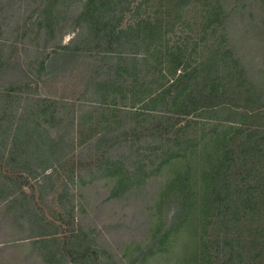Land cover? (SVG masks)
<instances>
[{
    "label": "rangeland",
    "instance_id": "rangeland-1",
    "mask_svg": "<svg viewBox=\"0 0 264 264\" xmlns=\"http://www.w3.org/2000/svg\"><path fill=\"white\" fill-rule=\"evenodd\" d=\"M222 1L0 0V264H264V107L205 87L264 97V0Z\"/></svg>",
    "mask_w": 264,
    "mask_h": 264
},
{
    "label": "trees",
    "instance_id": "trees-1",
    "mask_svg": "<svg viewBox=\"0 0 264 264\" xmlns=\"http://www.w3.org/2000/svg\"><path fill=\"white\" fill-rule=\"evenodd\" d=\"M162 1V0H161ZM168 2L172 5V8L178 12V14L180 13H183L184 10L189 7L190 5L194 6V7H200L201 8V12L203 13V16L208 18L209 20L212 19V18H218L221 14H224L225 16H228L230 15L228 10L225 9L224 7V4H223V1L222 0H168ZM169 11V10H168ZM123 47H117V50H123L122 49ZM148 55H146V57H144V62L143 64L147 63V60L151 59V50L150 49H146L145 50ZM115 52H117L115 50ZM120 57H126L127 55H125L124 53L120 54L118 53ZM135 55V53L133 54ZM132 55V60H135L137 59L138 56H133ZM127 57H131V56H127ZM21 71L23 72L24 76L25 77H21V79L18 80V78L15 80V85H22V80L23 79H26L27 77V74L26 72L21 68ZM191 69L188 71L186 77H189L191 75H193V73L191 72ZM123 75V72L118 73V76H122ZM15 79V78H14ZM218 80L221 79V78H217ZM107 84L108 87H106L105 91L107 92L109 89L115 87L114 85V82L112 79H107ZM136 85H137V81H135ZM210 83V84H209ZM214 83V85H213ZM183 86V85H182ZM208 86L211 88L212 87V90H214V88H216L217 92H221L223 89L226 88V91L227 92H231L232 94H237L239 97H242L245 93V96L246 98H249L251 100V102L255 103V102H259V104L261 105V108L262 109L264 107V97H260L254 93H249V91L247 89H244V87L246 86L245 83L241 82L239 83V81H226L225 83L221 84L220 82L218 83L216 80H209V81H205V87L207 89ZM215 86V87H214ZM122 87V86H121ZM199 85L196 87V90L198 91L199 89ZM249 88V87H248ZM166 91V89H163V87H161L160 89L159 88H156L155 90H151L149 91V93H147L145 96H144V99H150V98H153L157 93L159 94L160 92H164ZM86 94H88L86 92ZM210 95V94H209ZM238 97V98H239ZM191 99L193 100H197V97H192ZM241 100H245L244 98H240ZM91 103L92 100H90ZM98 104H112L114 106H116V103H107V102H103V101H99V102H96ZM122 106H125V105H122ZM133 106V105H132ZM230 123V124H229ZM233 123L232 122H228V125H232ZM253 133H249V134H246L244 136V139L243 141L241 142V146H243L244 148L246 147H252V145L254 144V140H253ZM264 137L260 136L259 137V149L257 150V153H255V156L257 158H259V163L262 164V167L259 168L260 171H264V147L262 148V146L264 145ZM47 147H49L47 145ZM51 150V148H50ZM251 152V149L247 148L246 151L244 152L245 154V157L246 158H250V154L252 155ZM44 153V147H41V146H37L36 147V152H35V155L37 156V158H44L43 157V154ZM233 153H234V150L231 148H228L225 150V152L223 153V155H218L217 156V160H220L218 161V167H220V165L224 164V165H227L228 167L232 165V163L234 164L233 160H232V156H233ZM262 157V159H261ZM222 158V159H221ZM236 166V165H235ZM253 163H252V166L250 165V167L248 168L249 171H252L253 170ZM51 167V165L49 166H46L42 172H45L47 171L49 168ZM258 168V167H257ZM254 171V170H253ZM263 184H264V175H263ZM243 209H238V211L235 210V213H239V212H242ZM263 219V222L262 224L260 225V227L262 229H264V215L262 217ZM41 241H44V240H39L38 242H41Z\"/></svg>",
    "mask_w": 264,
    "mask_h": 264
}]
</instances>
